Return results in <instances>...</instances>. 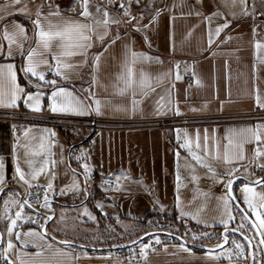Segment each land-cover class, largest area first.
I'll return each mask as SVG.
<instances>
[{
	"label": "crops",
	"instance_id": "0c3cea01",
	"mask_svg": "<svg viewBox=\"0 0 264 264\" xmlns=\"http://www.w3.org/2000/svg\"><path fill=\"white\" fill-rule=\"evenodd\" d=\"M104 1L100 0L109 7L108 11L112 17L123 19L119 25L109 26V36L118 31L119 38H116L106 50H102V44L98 42L99 48L93 51V53L102 51L100 69L95 74L96 83H92L93 75L90 74L92 69L87 64L78 67L77 72L76 67L68 70L70 79L67 80L58 77L55 72L48 73L46 71L48 65H44L39 70L45 71L47 80L55 79L56 85L41 82L37 89L35 85L29 84L23 70L26 64L25 55L21 54L17 46L15 45L11 57L6 55L7 42L3 40V32L0 30V44L4 45L0 50V64L14 65L17 82L25 88V93L27 91L43 93L40 96V111L26 107L22 99L17 101V107L0 106V158L4 162L5 176L4 182L0 184V192L8 186H16L25 198H28L29 191L33 193L31 203L36 207L41 206L43 190L38 189L36 184L46 185L48 177L42 173L33 182L31 189L18 182V178H14L13 144L17 143L18 137L20 145L30 140L35 144L43 136L46 143L48 140L55 141L50 149L52 153L50 159L55 161V165L49 166V170L55 172L52 179L53 189L49 191L52 207L44 209L54 215L53 220L47 225V233L56 239L90 247L117 246L136 239L132 237L122 241L121 239L111 241L103 238L102 231H108L105 236H109L112 228L113 230L115 228L120 232L119 236L123 234L122 220L132 219L129 215L132 212L126 214L125 210L129 208V202L136 205L134 200L141 196L142 188L146 186L143 177L135 176L133 169L143 168L152 170L155 181L153 185L157 187L156 192L154 189L150 191L153 194V202L152 208H148L151 209L149 212H174L178 217L179 226L193 229L194 232H211V229L222 231L225 226L220 221L227 219L228 213L219 197L226 193L225 184L213 179L212 174L197 164L189 155L188 149L181 145L190 140L193 150H196L197 137L203 143L207 135L209 145L218 144L222 151L223 145L227 143L226 137L231 135L233 130L238 133L240 129L252 128L255 131L258 124H264V108L256 101L259 95L261 102H264V47L256 48L257 41L264 44V0H246L248 15L243 14L244 6L240 0H234V3L233 0H168V2L156 0L136 7L131 5L130 11L136 17L131 24L147 26L141 27L140 30L126 25L129 17L118 11L119 0H112L111 4ZM124 3L128 4L129 1ZM7 5L9 0H0V13L5 11L11 13L0 18V24L7 20L11 31L12 22H19L25 26L30 38L31 25L29 26L27 22L29 18H23V13L14 12L11 6L6 8ZM157 8L160 9L158 15L155 11ZM216 11L222 15L205 19ZM197 12L200 15H197ZM154 15L155 20L152 19ZM225 19L231 23L218 37L213 36L210 45L209 30L214 32L216 25L224 23ZM109 36L104 38L105 41ZM28 40L24 43V53L29 49ZM125 44L130 45L133 51L153 58L135 64L137 78L142 69L148 77L151 89L143 96L137 92L135 111L132 109L131 93L121 95L117 90V73L120 71ZM177 71L179 79L176 78ZM60 86L70 89L75 96L82 98L85 104L91 103L94 96L101 102L102 114L95 112L94 104L92 109L86 110L84 114L52 112L48 107V98L53 87ZM89 92L93 96H89ZM177 108L180 110L179 113L176 111ZM76 122H86L100 128L93 130L89 127L92 130L89 132L84 128V131L77 135ZM24 129H29L28 138L23 135ZM118 131L123 133L139 131L140 135L132 138L131 146L126 145L127 138L110 140L105 146L102 144L95 146L97 147L94 150L95 160L100 167H104V170L93 171L91 175H95L97 180L92 181L89 178L85 184L82 167L85 162L83 157L80 161L77 157L101 134ZM260 131L264 134V129ZM51 132H54L55 136H51ZM146 135L147 138L151 137L147 142ZM76 139L80 140L76 142ZM259 143L254 138L244 143L246 158L233 162L239 165L234 178L243 176L257 180L264 177V157H256L253 161L254 150ZM24 151L22 147L17 146L16 155L20 158L21 166L27 170ZM36 160L39 166L42 156ZM211 162L216 172L220 174H224L226 169L232 166L224 164L222 160L213 159ZM73 170L78 174V179L73 176ZM121 173L124 175H121L120 184L123 189H129L127 191L114 190L116 176ZM109 180L111 181L109 187L113 190L106 191L105 183ZM74 181L76 187L80 189L79 192L72 187ZM244 183L249 182L239 181L234 186L235 196L255 220V216L243 203L241 187ZM250 184L254 186L255 191H264V185L258 182ZM10 192L14 198L21 200L12 188H7L0 199V230L4 234V246L8 239L4 200L9 198ZM37 193L41 196V203L35 202ZM145 195H148L147 191ZM98 204L103 208H98ZM141 205L144 203H140L139 206L137 203V210ZM229 207L234 219L229 221L227 228H238L241 213L232 201H229ZM84 208H87L95 219L90 218L84 212ZM16 210V206H11L10 211L13 215ZM258 210L264 212V209ZM103 211H106L105 214ZM183 212L192 213L197 218L182 215ZM35 213L30 207L25 206L24 214L28 219L19 220L14 231L23 233L32 228L42 232L41 225L44 226L48 220H45V216H38ZM61 217L64 219L61 220ZM82 219L87 220L86 224L98 230L99 234L80 233L76 227L82 223ZM112 219L113 224L110 223ZM240 230L246 232V229ZM252 230L248 231L247 235L255 243L259 264V261L264 259V248L256 241L255 232ZM167 238L162 248L141 254L140 247L126 253L111 250L92 251L74 246L65 247L58 240L48 236L45 241L39 237L22 235L21 241L27 240V243L15 240V250H10L8 255L15 259L16 253H19L20 259L35 264H40L41 261L44 264H251V257L245 262L243 257L237 258L233 255L229 261L227 259L229 253L226 250L232 248L233 253L235 252L231 246L213 251L215 256H208L206 254L208 251L185 245V248L192 250L189 252L179 247L183 243ZM49 243L52 245L51 248L47 247ZM37 245L43 248L39 256L35 255L38 251ZM56 249L68 255L57 254Z\"/></svg>",
	"mask_w": 264,
	"mask_h": 264
},
{
	"label": "snow or ice",
	"instance_id": "6c2138e0",
	"mask_svg": "<svg viewBox=\"0 0 264 264\" xmlns=\"http://www.w3.org/2000/svg\"><path fill=\"white\" fill-rule=\"evenodd\" d=\"M109 3H112V0H109ZM136 3H139V0H136ZM234 3V0H233ZM240 3L244 6L242 11L244 15H248L246 0H240ZM13 8L14 12H22L26 13L32 18V25L34 26V37H35V46L29 47L27 53L25 54L24 43L29 39L27 35V30L25 26L19 22H12V30H9L7 20H4L3 24H0V30L3 32V40L7 42V53L6 55L11 57L13 55V45H16L17 48L21 51L22 55H25L26 64L24 67V71L26 77L28 78L30 85H35L37 89L41 86V82L43 84H51L53 86L56 85V80H47L45 76V71L39 70L40 65H49V70L54 71L58 77H62L67 80L70 79V75L67 71L71 70L77 65L88 64L92 69L90 74L93 75L92 83H96L95 74L100 69V60L102 51H97L94 53H89V49L93 48L94 44L98 41L102 44V50H106L109 45L115 42L116 38H119L120 33L118 31L114 32L112 36H109V26L111 24L119 25L123 19L114 18L110 15L108 9L105 7L102 9L101 6L96 7V15L93 14L89 10V0H80L79 11H76V6L73 5L72 11L76 12V17L72 16H64L61 11L59 5L48 4V11H43V4L37 3L34 7L30 8L29 4L25 2V0H9V5ZM131 0H129L128 4L124 3V0H119L118 11L123 12V16L129 17V20L126 21L127 26H131L136 30H140L141 27H147L146 25H140L139 23L131 24L132 20H136V17L132 15L131 11ZM102 11L103 18H100V13ZM156 14L158 15L160 9H156ZM5 11L4 13H0V18L6 15H10ZM200 15L199 12L196 13ZM233 16L235 13H231ZM222 15L219 11L214 13H210L208 17L205 19H210L211 16H219ZM56 19H53V18ZM82 17L83 19L77 18ZM153 20L156 19L154 15L152 17ZM231 23L230 20L225 19L224 23L217 24L215 27V31L213 32L211 29L209 30L208 43L211 45L213 42V36L218 37L221 31L228 27ZM256 31L255 26L253 27V32ZM109 36V38L105 41V37ZM230 38V37H226ZM147 40V37H145ZM4 47L3 44H0V50ZM264 47L260 41L256 42V48L259 49ZM125 50L123 53V58L120 61V71L117 73V90L121 95L126 93H131L132 96V109L135 111L137 107V92L141 96L147 94L150 91V86L148 83V77L146 73L141 69L139 72V77L137 78V71L135 68V64L142 60H152V57L147 56L143 53H138L133 51L130 45L125 44ZM91 55V61L88 57ZM79 59H75V58ZM158 59V58H157ZM50 61L54 62L51 64ZM179 67L177 63V68ZM30 74V76H29ZM32 77H36L37 79L33 80ZM176 78L179 79V72L177 71ZM43 93L27 91L25 93V88L22 87L17 82V75L14 68V65L11 63L8 64H0V106L3 107H17V101L23 100L26 107L33 109L35 111L41 110V101L40 96ZM89 96H93L91 92L88 93ZM48 107L52 112H60V113H76V114H84L86 110H91L93 104L95 105V112L97 114L101 113V102L98 99H95L93 96V100L91 103L85 104L84 100L78 96H75L73 92L64 87H53L51 94L49 96ZM256 101L260 107L264 108V102H261L259 95L256 97ZM177 113H179V109H176ZM159 114V113H157ZM15 128V125H13ZM261 129H264V124H258L256 126V130L254 131L252 128L240 129L237 133L235 130L232 131V134L226 137L227 143L223 145V149L221 151L220 146L213 145L210 146L208 142V137L205 135L203 143L200 142L199 137H197V141L195 143V149L193 150L192 141L186 140L181 147H185L188 149L189 155L192 159L202 167L206 168L208 173L212 174L213 179H216L225 184L226 193L219 197L221 201H223L224 209L228 213L227 219H222L220 222L225 226V232L227 233V225L230 220L234 219L232 215V210L229 207V201L237 200V197L233 195V179L234 175L239 168L238 164H234V161L244 160L246 157L244 155L243 145L245 142L255 139L260 142L254 150L253 161L256 157H264V134H261ZM45 131H49L45 129ZM29 129L23 130V135L25 138H28ZM51 136H55L54 132L50 133ZM34 139V138H33ZM55 141L48 140L45 142V138L43 136L40 137L37 143H33L31 140L28 143H24L22 145L19 144V137L17 138V143L13 144V160L15 162V176L14 178H18V182H22L24 185H27L29 189L33 187V182L37 180V178L42 174H46L48 179L46 185L36 184L38 189L43 190V197L41 203V196L39 193L35 195V202L41 203V207L43 208H51V201L49 196V191L53 189L52 179L55 177V172L49 170V166L55 165V161L50 159L51 153V145L54 144ZM22 147L24 151V163L27 165V170L21 166L19 162V157L16 155L17 146ZM215 148V151H213ZM42 160L39 161V166H37V157H41ZM177 157H179V153L177 152ZM82 159V157L78 156L77 160ZM223 161L226 165H232L227 168L224 174L217 173L215 168L213 167L212 160ZM84 169V180L85 184L87 180L90 178L89 173L91 171L89 165L87 163L82 164ZM112 174H109L111 176ZM121 175L123 173L116 176V187L114 190H129L123 189L120 184ZM73 176L77 177L78 174L73 170ZM5 180L4 176V162L3 159L0 158V184H2ZM177 180H179V175H177ZM257 182L261 185H264V179H257ZM111 181L105 183V190H113L109 187ZM179 187V184L177 185ZM68 187V186H65ZM72 187L79 192L80 189L76 187V181L73 182ZM63 192L64 189L62 188ZM242 191V199L243 203L247 205V209H249L253 216H255V220H251L248 216V212L241 209V220L242 221H250L251 229L255 230V233L260 236L259 244L264 245V212L259 211L258 209H264V191L257 192L255 188L250 183H244L241 187ZM28 198L23 200L16 199L13 197V194L10 192L8 194V199L4 200L5 212L7 213V225L6 232L8 239L6 241V246H4V234L0 233V264H35V262L25 261L20 259V254L16 253L15 259L10 258L8 253L10 250H15L16 245L14 244L13 236L15 240L21 241V236L24 237H39L45 241H47V229L45 228L43 232H37L35 229L29 228L26 232L14 231L18 227V221L23 219H28V216L24 214L25 206L32 207V198L33 193L30 191L27 193ZM258 198V199H257ZM179 199V197H177ZM11 206H16L17 210L14 215L10 211ZM98 208H103L102 205L98 204ZM84 212L89 215L90 218L95 219L88 212L87 208H84ZM36 215H44L45 220L52 219V214H43L40 212H36ZM182 215L191 216L193 219H196V215L188 212H183ZM64 217H61L63 220ZM39 223V221H34ZM207 226V225H206ZM43 228V225H41ZM244 227L241 224L237 229H233V231H239ZM147 235V233H145ZM196 233L192 234L193 241L197 238ZM199 235H208L207 233H201ZM241 236L243 240L246 242H238L236 239L231 240V244L235 248V252L233 253L232 248H228L226 251L229 253L227 259L229 261L232 260V256L235 255L237 258L243 257L245 262L248 260L249 256L252 259L253 264H258L256 251L252 246V238L246 235L243 231H241ZM157 243H160L161 238L159 236L153 237ZM55 239V238H53ZM229 240V236L225 234L222 240L215 247H222L223 244L227 243ZM21 243L26 244L27 240L21 241ZM65 247H69L68 241L63 242ZM151 240L149 241V244ZM149 244H144L141 242V254L144 253V249L149 247ZM47 247L51 248L52 245L49 243ZM179 247L185 248L184 244H180ZM38 251L35 253L36 256L41 255L43 248L40 245H37ZM186 251L191 252L190 248H185ZM57 254H62L63 256H67V253H61L60 249H56ZM87 254V253H85ZM208 256H215V253L212 249H209L206 253ZM26 255V254H25ZM40 264H44L43 261ZM259 264H264V259L259 261Z\"/></svg>",
	"mask_w": 264,
	"mask_h": 264
},
{
	"label": "rangeland",
	"instance_id": "374dc122",
	"mask_svg": "<svg viewBox=\"0 0 264 264\" xmlns=\"http://www.w3.org/2000/svg\"><path fill=\"white\" fill-rule=\"evenodd\" d=\"M63 1L64 2L60 3L58 0H25V2H27L29 4L30 8L34 7L37 3H42L43 4V11L47 12L49 10L48 9V4L51 3L52 5H59L60 11H61V13L64 16L76 17V12L72 11V7H73V5H75L76 6V11L78 12L80 10L79 9L80 0H63ZM101 1L103 2L104 0H101ZM124 1H129V0H124ZM152 1H156V0H139L138 4L136 3V0H131V5H133V7H136V6H139V5H143L144 3H146V4L152 3ZM159 1H162V0H159ZM166 1L168 2V0H166ZM102 2H100V0H89V10L91 12H93L94 15H96V7L98 5L101 6L102 9L106 7V5H104ZM106 3L109 4V0H106ZM106 8L108 9L109 7H106ZM99 15H100V18H103L102 11H101V13ZM22 16H23V18L24 17L29 18V20L27 22L29 23L28 24L29 26L31 25L30 26L31 27L30 28V33L31 34H30V38L28 40L29 43L27 42L28 43L27 48H29V47L35 46L34 26L32 25V22H31L32 18H34V17L30 16V15H28L26 13H25V15L23 13ZM77 18L83 19L82 17H77ZM53 19H56V18L54 17ZM0 33H1V31H0ZM98 42L94 44L93 48L88 50L89 53H93L95 48H97V49L99 48ZM14 49H15V45H13V49L12 50H14ZM24 50H25V47H24ZM27 51H28V49H27ZM27 51H26V53H27ZM90 58H91V55L88 57V59L91 61ZM75 59H79V58L77 57ZM50 63L54 64V62H52V61H50ZM80 66H82V65L75 66L76 67V72H77V68L80 67ZM40 67H44V65H42ZM40 67H39V69H40ZM46 71L48 73L49 72L50 73L54 72V71L49 70V65H48V70H46ZM65 71H68V70H65ZM76 125H77V128H76V134L77 135L79 133H82L84 131L83 130L84 128H86L85 129L86 132L92 131L89 128V127H91L90 123L76 122ZM96 127H97V129L100 128V126H96ZM139 135H140L139 131L124 132V133L121 132V131H118V132H115V133L101 134L99 136V138H97V140L94 143H92L90 146L89 145L86 146L83 149V153L80 155V157H83L84 162L87 163L89 165L90 169H91V171L89 173V177H90V175H91V173L93 171L102 172L104 170V167H100L98 161L95 160L94 150H95V148H97L95 146H97L99 144H102V145L105 146L106 143L108 141H110V140H121L122 138L123 139L127 138L126 145L127 146H129V145L131 146V145H133L132 144L133 143L132 142V138L134 136H139ZM82 138H83V136H82ZM130 138H131V140H130ZM148 139H151V137L147 138V135H146V142L148 141ZM79 140L80 139H76V142H78ZM133 171H135V174H134L135 176L143 177V179L145 181V184H146V186L144 188H142L141 196L137 197L136 200H134V202H136V205L138 203V206L140 205V203H144V205H141V208L138 207V210H137L136 205L135 204L132 205L129 202V208L131 210L129 211V208L127 207L125 211H126V214L127 213L129 214V212H132L131 214H129L132 219L130 221L128 219L122 220V222H123V224H122L123 234H121L118 237L117 236L114 237L113 234H112V236H111V234L109 236H105L106 234H108L107 233L108 231H102L104 239L111 240V241H115V240H118V239H124V238H132V237H136V239H137L138 237H140L143 234L147 233V232H145V229L142 227L141 221L144 219L145 215L151 210V209H148V208H152V202H153V198H152L153 196L152 195L153 194L150 191H152L154 189L155 192H156V188L157 187L156 186L154 187V185H153V182H155L154 178H153L154 174H153V172H152V170L150 168L133 169ZM83 175H85L84 170H83ZM146 191L148 192V195H145ZM105 212L106 211H103L104 214H105ZM86 221L87 220L82 219V223L79 226H77L76 229L80 230V233H86V234L87 233L88 234L96 233L98 235L99 231L98 230L96 231V229H93L92 227H90L89 224H86ZM238 224H240V225L243 224L244 225L243 229H246V232H245L246 234H247L248 231L250 232L251 226L249 225V223H247V221H242L241 220V216H240V221L238 222ZM211 230H212L211 232H198V231L194 232L193 229L182 228L178 224L175 227H171L170 230H165V231H170V232L179 234V235L185 237L186 239H188L190 242H196L197 244L201 243L203 245H206V244L207 245H217L222 240V236H221L222 231H213V229H211ZM151 231H154V230H151ZM112 232L115 233L117 231H113L112 230ZM254 232H255V230H254ZM193 233L198 234L195 241H193V239H192V234ZM201 233H207L208 235H199ZM254 234L256 235V241H259L260 239L257 236V234L256 233H254ZM159 237L161 238L160 241H162V242H164V244H166L168 238L166 236H159ZM233 238L236 239L238 242H242V243L246 244V242L243 239H241L240 237H238L237 235H231V240ZM13 240H14V244H15L16 243L15 242V237H14ZM130 240H133V239H130ZM173 240L176 241L175 239H171V241H173ZM148 241H149V239L143 241V243L147 244ZM229 246L234 248V246L231 244V242H230ZM254 246H255V243H254ZM139 247L141 248V243L138 246H135L133 248L125 250V252H123V253H126L127 251H130L132 249H139ZM249 260H250V256H249L247 261H249Z\"/></svg>",
	"mask_w": 264,
	"mask_h": 264
},
{
	"label": "water",
	"instance_id": "95a60500",
	"mask_svg": "<svg viewBox=\"0 0 264 264\" xmlns=\"http://www.w3.org/2000/svg\"><path fill=\"white\" fill-rule=\"evenodd\" d=\"M260 179H264V177L260 178ZM239 181H246V182H249V183H257V180H250V179H247L243 176H237L233 179V185H232V189H233V195H235V192H234V186L239 182ZM7 188H12L16 191L17 195L19 198L23 199V195L21 194L20 190L18 187L16 186H8L4 189H2V191L0 192V199L2 197V194L4 193V191L7 189ZM232 203L234 204V206L236 207V209L241 213V209L245 210L244 207L242 206V204L237 200L235 201H232ZM33 211L35 212H40V213H43V214H49L51 213L52 214V219L48 220V222L43 226L42 228V232L43 230L46 228L47 229V225L48 223L53 220L54 218V215L52 212H48L46 211L43 207L39 206V207H36L32 204V207H30ZM246 211V210H245ZM242 214V213H241ZM44 216V215H43ZM248 216L250 217L251 220H254L251 215L248 213ZM250 223V221H248ZM251 225V224H250ZM233 229H237L235 227H230V228H227V233L225 232V229L222 230V233H221V236L223 238V236L225 234H227L229 236V240L227 243L223 244L222 247H215L216 245H202V244H197V243H193V242H190L188 241L185 237L179 235V234H176V233H173V232H170V231H165V230H154V231H149L147 232V235L143 234L142 236L138 237L137 239L131 241V242H128V243H125V244H121V245H117V246H108V247H90V246H85V245H81V244H78V243H74V242H70L68 241V244L69 246H74V247H79V248H83V249H87V250H94V251H107V250H111V251H123V250H128L130 248H133L135 246H138L141 242L147 240V239H150L152 237H155V236H166V237H169L171 239H175L176 241L178 242H181L183 243L184 245L188 246V247H191V248H194V249H198V250H202V251H208L209 249H212V251H217V250H220V249H223V248H226L230 245V242H231V235H237L238 237H240L241 239H243V237L241 236V231L242 230H239V231H233ZM0 233L1 230H0ZM48 237H51V238H55L54 236L46 233ZM246 234V233H245ZM247 235V234H246ZM257 236L259 237L260 239V236L257 234ZM56 239V238H55ZM58 240V239H56ZM60 243L64 244L63 242L66 241V240H58ZM252 246H253V249L255 250V246H254V242L252 241ZM263 248H264V245H262ZM251 264H253L252 262V259H251Z\"/></svg>",
	"mask_w": 264,
	"mask_h": 264
},
{
	"label": "trees",
	"instance_id": "16d2710c",
	"mask_svg": "<svg viewBox=\"0 0 264 264\" xmlns=\"http://www.w3.org/2000/svg\"><path fill=\"white\" fill-rule=\"evenodd\" d=\"M96 191V190H95ZM114 223V219L110 221V223ZM111 224V225H112ZM179 224L178 217L176 213H157V212H148L144 219L141 221L142 227L145 229V232L151 231V230H170L171 227H175ZM109 227V225H108ZM113 230V228H112ZM111 230V236H119V232L113 233ZM113 231H116L115 228ZM125 239V238H124ZM120 240V239H119ZM123 239H121L122 241ZM125 252V250L121 251Z\"/></svg>",
	"mask_w": 264,
	"mask_h": 264
},
{
	"label": "built area",
	"instance_id": "2783aa9c",
	"mask_svg": "<svg viewBox=\"0 0 264 264\" xmlns=\"http://www.w3.org/2000/svg\"><path fill=\"white\" fill-rule=\"evenodd\" d=\"M91 129L95 130L97 129V127L95 125L91 126ZM91 180L92 181H96V176L95 175H91ZM23 199H25V196L23 197ZM21 199V200H23ZM151 240V243L149 244V241ZM149 241L147 242V244H149V247L144 249V253L148 254L154 250H158L160 248H162L164 246V242L160 241V243H157L156 240L154 238H150Z\"/></svg>",
	"mask_w": 264,
	"mask_h": 264
}]
</instances>
